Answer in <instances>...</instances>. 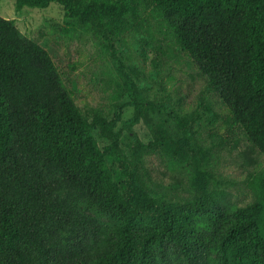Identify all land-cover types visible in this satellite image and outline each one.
Segmentation results:
<instances>
[{
    "label": "trees",
    "instance_id": "obj_1",
    "mask_svg": "<svg viewBox=\"0 0 264 264\" xmlns=\"http://www.w3.org/2000/svg\"><path fill=\"white\" fill-rule=\"evenodd\" d=\"M54 1L102 23L133 3L16 0V10ZM148 1L264 154V0ZM96 129L118 144L117 120L83 115L50 52L0 15V264H212L214 255L264 264V206L238 205L223 189L183 202L136 179L127 189ZM135 140L138 150L152 145Z\"/></svg>",
    "mask_w": 264,
    "mask_h": 264
},
{
    "label": "rangeland",
    "instance_id": "obj_2",
    "mask_svg": "<svg viewBox=\"0 0 264 264\" xmlns=\"http://www.w3.org/2000/svg\"><path fill=\"white\" fill-rule=\"evenodd\" d=\"M92 1L101 0H73L74 8ZM0 15L50 52L83 115L100 112L117 120L116 146L99 129L94 133L127 189L136 179L172 202L197 198L203 187L223 189L238 205L264 206V154L153 3L133 0L127 13L103 23L83 21L56 1L16 10V0H0ZM137 108L139 120L133 121ZM135 136L152 145L138 150ZM81 207L116 220L100 205Z\"/></svg>",
    "mask_w": 264,
    "mask_h": 264
}]
</instances>
